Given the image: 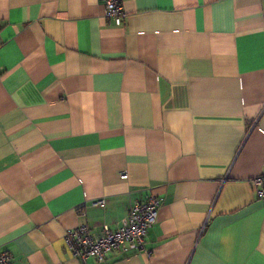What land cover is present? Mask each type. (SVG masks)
Segmentation results:
<instances>
[{"label": "crops", "instance_id": "crops-1", "mask_svg": "<svg viewBox=\"0 0 264 264\" xmlns=\"http://www.w3.org/2000/svg\"><path fill=\"white\" fill-rule=\"evenodd\" d=\"M124 10L117 25L104 0H0V250L11 264H264V0ZM151 195L150 253L74 257L67 229H114Z\"/></svg>", "mask_w": 264, "mask_h": 264}, {"label": "built area", "instance_id": "built-area-1", "mask_svg": "<svg viewBox=\"0 0 264 264\" xmlns=\"http://www.w3.org/2000/svg\"><path fill=\"white\" fill-rule=\"evenodd\" d=\"M106 15L117 25L124 23L126 11L124 0H104ZM127 173H122L126 178ZM257 197L264 202V174L253 178ZM164 203L163 197L151 195L143 201H136L131 205L122 223L114 229L106 227L103 232L95 231L87 223L69 228L65 232L66 244L74 255L83 262L90 257L105 261L112 251L147 252L146 237L149 230L157 223L159 210ZM95 206H104V198L93 201ZM0 264H11V257L0 250Z\"/></svg>", "mask_w": 264, "mask_h": 264}]
</instances>
